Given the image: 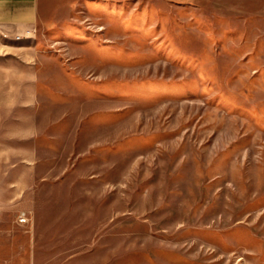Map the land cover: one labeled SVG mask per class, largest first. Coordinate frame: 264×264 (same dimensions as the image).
<instances>
[{
	"label": "rangeland",
	"instance_id": "374dc122",
	"mask_svg": "<svg viewBox=\"0 0 264 264\" xmlns=\"http://www.w3.org/2000/svg\"><path fill=\"white\" fill-rule=\"evenodd\" d=\"M29 32L0 31V263L264 264V0H40Z\"/></svg>",
	"mask_w": 264,
	"mask_h": 264
},
{
	"label": "crops",
	"instance_id": "0c3cea01",
	"mask_svg": "<svg viewBox=\"0 0 264 264\" xmlns=\"http://www.w3.org/2000/svg\"><path fill=\"white\" fill-rule=\"evenodd\" d=\"M39 9L40 0H0V31L19 33L23 35L22 40L28 38L29 31L38 22Z\"/></svg>",
	"mask_w": 264,
	"mask_h": 264
},
{
	"label": "built area",
	"instance_id": "2783aa9c",
	"mask_svg": "<svg viewBox=\"0 0 264 264\" xmlns=\"http://www.w3.org/2000/svg\"><path fill=\"white\" fill-rule=\"evenodd\" d=\"M18 37V36H17ZM19 221L20 222H25L26 221V216H25V213L22 212L20 215H19Z\"/></svg>",
	"mask_w": 264,
	"mask_h": 264
},
{
	"label": "bare ground",
	"instance_id": "6f19581e",
	"mask_svg": "<svg viewBox=\"0 0 264 264\" xmlns=\"http://www.w3.org/2000/svg\"><path fill=\"white\" fill-rule=\"evenodd\" d=\"M17 38H19V37H17Z\"/></svg>",
	"mask_w": 264,
	"mask_h": 264
}]
</instances>
